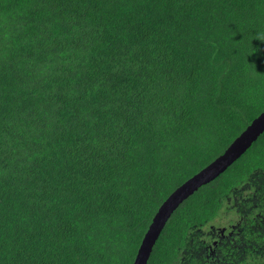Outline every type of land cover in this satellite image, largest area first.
I'll return each instance as SVG.
<instances>
[{
  "label": "trees",
  "instance_id": "obj_1",
  "mask_svg": "<svg viewBox=\"0 0 264 264\" xmlns=\"http://www.w3.org/2000/svg\"><path fill=\"white\" fill-rule=\"evenodd\" d=\"M262 111L264 0H0V264H132L160 204ZM263 260L264 131L147 264Z\"/></svg>",
  "mask_w": 264,
  "mask_h": 264
},
{
  "label": "water",
  "instance_id": "obj_2",
  "mask_svg": "<svg viewBox=\"0 0 264 264\" xmlns=\"http://www.w3.org/2000/svg\"><path fill=\"white\" fill-rule=\"evenodd\" d=\"M264 131V111L211 163L176 187L160 204L145 231L132 264H147V258L165 223L179 203L201 185L213 180L236 161Z\"/></svg>",
  "mask_w": 264,
  "mask_h": 264
},
{
  "label": "rangeland",
  "instance_id": "obj_3",
  "mask_svg": "<svg viewBox=\"0 0 264 264\" xmlns=\"http://www.w3.org/2000/svg\"><path fill=\"white\" fill-rule=\"evenodd\" d=\"M221 212H222V208H221L220 214H221ZM239 220H240L239 219V215H237L235 213L234 214L232 213L230 215H227V216H224V217H221V218L215 217L211 221L212 227L211 228H208L205 231V234H206V232H211L212 229H215L216 231L218 229V230H220V233H223L224 231L225 232L230 231L231 228L237 226ZM236 222H237V224H236ZM212 243H214V241ZM191 254H192V251L188 252V255H182V260H185V259H189L191 257H194Z\"/></svg>",
  "mask_w": 264,
  "mask_h": 264
}]
</instances>
